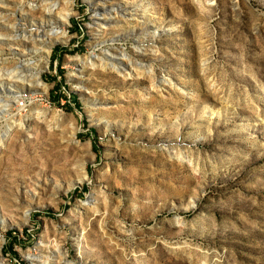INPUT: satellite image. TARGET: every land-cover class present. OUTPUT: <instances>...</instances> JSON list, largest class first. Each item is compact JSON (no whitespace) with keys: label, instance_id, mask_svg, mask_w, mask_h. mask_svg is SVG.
Returning a JSON list of instances; mask_svg holds the SVG:
<instances>
[{"label":"rangeland","instance_id":"1","mask_svg":"<svg viewBox=\"0 0 264 264\" xmlns=\"http://www.w3.org/2000/svg\"><path fill=\"white\" fill-rule=\"evenodd\" d=\"M69 1L0 120V264H264V0Z\"/></svg>","mask_w":264,"mask_h":264},{"label":"bare ground","instance_id":"2","mask_svg":"<svg viewBox=\"0 0 264 264\" xmlns=\"http://www.w3.org/2000/svg\"><path fill=\"white\" fill-rule=\"evenodd\" d=\"M70 3L69 0H40V3L35 0H0V42L4 40V44L8 46L18 45L25 51L22 53L24 61L16 68L8 72L4 70V73L3 68L0 67V87L7 89L6 82H8L16 89V92L10 89V96L1 97L2 94L0 96V120L6 119L9 125V130L6 129L8 130L6 132L18 130L19 127L27 129L31 126L32 121L30 122L29 116L28 121L22 122L19 117L20 113L14 111V106L17 107V104H14L13 99L17 98L21 92L28 90H41L43 93L48 90L49 86L44 81L43 64L47 63V59L51 56L53 46L59 41H64L68 35L67 24L72 11ZM37 57L40 59L36 60ZM33 60H35L34 63L31 62ZM29 69L33 72L30 75L25 74ZM18 108L21 110L20 106ZM10 120H13V123ZM1 137L3 136L0 130V139L4 143L6 138L3 140ZM86 177L85 173L84 178ZM84 178H81V181Z\"/></svg>","mask_w":264,"mask_h":264}]
</instances>
